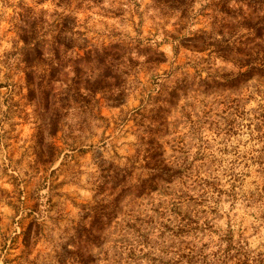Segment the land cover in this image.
Segmentation results:
<instances>
[{
	"label": "rangeland",
	"instance_id": "obj_1",
	"mask_svg": "<svg viewBox=\"0 0 264 264\" xmlns=\"http://www.w3.org/2000/svg\"><path fill=\"white\" fill-rule=\"evenodd\" d=\"M263 14L249 0H0V264H188L190 250L224 264L229 230L263 250L264 76L221 84ZM150 146L172 176L139 192Z\"/></svg>",
	"mask_w": 264,
	"mask_h": 264
},
{
	"label": "trees",
	"instance_id": "obj_2",
	"mask_svg": "<svg viewBox=\"0 0 264 264\" xmlns=\"http://www.w3.org/2000/svg\"><path fill=\"white\" fill-rule=\"evenodd\" d=\"M238 1H244V0H238ZM249 2H252V4H259L264 2V0H249ZM255 35L260 39L257 43L254 44V51L252 52H246L245 53V58L241 62L240 70L237 72L236 75L225 78L221 84L223 86L227 87H234L238 85L241 82H246L247 80L251 79L254 75L258 76H264V38H263V33H264V14L261 17L256 18L255 24L253 26ZM242 67H245L242 69ZM109 66L105 68V72L102 74L104 76L110 75L111 70L109 73ZM102 79H98L95 83L93 88H90L91 92L95 93L98 90H101L103 88L102 86ZM89 100L84 99L83 97V102L89 103ZM96 102V101H95ZM261 142L264 143V134L259 136ZM157 146H150L148 148L149 154L148 158L152 159L154 161V165L149 167L150 169V174L148 177L141 179L140 184L138 185V191L139 192H144L145 190H154L156 188L154 184V179L157 177H163L165 175L166 178L164 180L167 181V179L172 176V174H169L168 171L169 169L163 164V161L160 160L163 151L159 150L156 148ZM101 161L104 163L106 162L105 159H101ZM108 166H112V163H108ZM123 171V169H121ZM154 171H157L159 173H154ZM125 172L121 173L119 171L114 172V176L117 179V176H122V178L128 174H124ZM122 178L120 180H122ZM148 178V179H147ZM103 184L100 183L96 187V192L95 195L100 193L102 191ZM116 199V198H115ZM98 213L94 214V217L98 218ZM36 220H32L28 226L23 230L22 232V244L24 248L29 247L31 244H35L37 239H32L35 237V232H33L32 228L33 225L38 226V223ZM34 234V236H33ZM231 230H229V237L227 240L226 245L224 248L221 249L220 252V257L223 260L224 264H227L228 259L232 256L235 258V262L231 264H264V249L263 250H258L257 252L250 251L245 248V245L242 244L240 241H237V245H234L232 243V238H231ZM96 240L97 236H93L92 240ZM234 250L233 255H229V252ZM200 254L193 253V250H190L187 253L181 252L178 254L179 259H177V262H179L182 259H185L188 264H209V260L206 258H199ZM95 258H92L91 256H86L85 258L82 257L81 259V264H91ZM175 261V263H177Z\"/></svg>",
	"mask_w": 264,
	"mask_h": 264
}]
</instances>
